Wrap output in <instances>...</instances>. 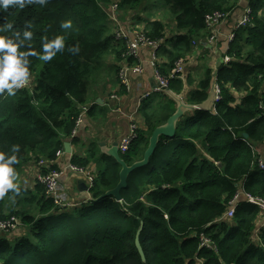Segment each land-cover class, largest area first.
I'll list each match as a JSON object with an SVG mask.
<instances>
[{"label": "trees", "instance_id": "trees-1", "mask_svg": "<svg viewBox=\"0 0 264 264\" xmlns=\"http://www.w3.org/2000/svg\"><path fill=\"white\" fill-rule=\"evenodd\" d=\"M145 1L48 0L45 5L0 9V27L13 25L0 35H22L30 21L34 35L25 44L38 54L45 37H65V49L51 61L29 57L28 85L14 96L0 93V146H20L17 173L31 153L43 148L48 159L55 158L75 129L106 56L114 52L118 61L127 58V41L114 32L111 12L126 14L132 30L162 41L159 50L163 48L166 61L158 71L170 86L177 63L187 62L195 43L206 39V16L231 13L241 0H165L174 27L158 14H149L147 5L141 15ZM248 1L250 19L234 30L227 51L231 60L216 74L220 91L215 111L200 109L196 118L177 125L174 138L161 136L149 164L129 174L122 201L112 196L99 199L120 181L121 164L106 154L105 168L91 187L93 199L79 206L55 207L39 181L34 189L22 187L16 201L7 205L10 191L0 199V223L16 217L24 232H0V264H264V217L259 207L241 200L234 216H225L240 187L264 197V168L259 165L264 144V0ZM103 5H108L107 11ZM69 20L72 27L63 29L61 24ZM75 45L80 51L73 54L68 48ZM213 78L207 68L201 89L190 94L193 103L208 98ZM144 101L145 127L138 128L129 149L121 153L129 165L143 159L154 129L172 114L165 103ZM98 153L91 148L85 158L72 160L87 166ZM142 224L145 261L135 244ZM205 239L211 245L204 244Z\"/></svg>", "mask_w": 264, "mask_h": 264}, {"label": "crops", "instance_id": "crops-1", "mask_svg": "<svg viewBox=\"0 0 264 264\" xmlns=\"http://www.w3.org/2000/svg\"><path fill=\"white\" fill-rule=\"evenodd\" d=\"M248 6V0H241L239 6L220 23L215 44L208 46L205 38L199 39L195 43L196 48L193 53L185 62L182 77H176L173 83L171 82L172 84L170 83V86L165 89H156L160 83L156 69L166 61L163 48L158 49L155 57L151 46L141 45L137 54L131 56L134 58L132 61L129 59L131 57L118 61L114 52L106 56L102 74L90 90L89 100L85 104L88 112L81 125L77 127L75 135L65 139V141H71L72 151L68 153L64 147L65 153L51 165L52 167L56 165L58 169L63 170L61 191L68 201L81 205L93 199L92 183L94 185L95 179L105 168L102 154L109 155L108 151L114 147V144L116 142L120 144L130 132L132 122H135L138 127H145L143 111L145 99L154 104L165 103L168 111H172L171 115L178 110L179 100L182 101L186 107L183 109V115L176 122V128L185 120L196 118L200 109L215 111L216 74L220 65L225 63L224 57L227 55L230 42L229 36L243 19ZM120 13L118 18L121 25L128 34L132 35L131 21L126 14L123 16ZM172 26L174 27V24ZM124 67L128 68L129 89L124 86L120 76V70ZM137 67L140 70H136ZM207 68L212 70L214 76L208 90L209 96L202 104L193 103L190 100V94L201 89V81L205 78ZM114 95L117 97L115 98ZM198 145L203 153L207 154L203 142ZM91 148H96L99 151L96 159L91 160L87 166L73 163L74 157L85 158ZM260 150L261 159L264 160V144L260 146ZM35 153H31V158H28V161L20 167L17 173V182L21 188L34 189L42 170L40 160L48 161V150L43 148ZM19 230L22 231L23 227Z\"/></svg>", "mask_w": 264, "mask_h": 264}, {"label": "built area", "instance_id": "built-area-1", "mask_svg": "<svg viewBox=\"0 0 264 264\" xmlns=\"http://www.w3.org/2000/svg\"><path fill=\"white\" fill-rule=\"evenodd\" d=\"M251 14H252V9H251V7L248 6L246 9L244 17L239 22L238 26L246 24L249 21ZM229 15H230V12L218 11L216 13L209 14L206 16L205 24H206V28L208 30V35L206 37V41H207L206 44L208 46H212L213 44H215V42L217 40L218 26ZM111 17H112L111 19L114 22L115 27H116L115 32L117 33V36L119 38H123L127 41L128 52H127V58L126 59H128L129 57H131L133 55H136L137 51L141 45L151 46L154 50V54L156 57V53H157L158 49L161 47L162 41H160V40L151 41V40L147 39L145 37V35L141 34L140 32H138L136 30H131L132 35L128 34L126 32V30L123 28V26L121 25V22L117 16L116 10L114 11V13L111 12ZM233 38H234V32L229 36L230 40H232ZM230 60H231L230 56L226 55L224 57L225 63L229 62ZM127 70H128L127 67H124L123 69L121 68L120 76H121V80H123L124 86H126V88L129 89V80L127 78L128 77L127 76ZM136 70H140V68L137 67ZM184 70H185V62L184 61L178 62L176 69H175L176 74L173 75L172 77H182ZM156 74L160 79L159 86L156 89L161 90V89L167 88L169 86V79L162 77L159 74L158 68L156 69ZM219 91L220 90H219V87L217 85L216 99L219 98ZM146 95L148 96L149 94L147 93ZM114 97L116 98L117 95H114ZM117 110H120V108H117ZM86 111H87V107H83V111L81 112L80 116L77 119L76 127H75L73 133L71 134L72 137L75 135L77 127L79 125H81V123L84 119V116L86 114ZM131 120L133 121V118ZM138 128L139 127L137 126V124L135 122L131 123L130 132L123 138V140L119 144V149H120L121 153H124L129 149L131 143L133 142V140L137 136ZM64 153H65L64 148L59 149L56 153L55 158L48 159V161H45L43 159L40 160V165H41L42 170L38 176V181L44 185L46 196L53 200L55 207H58L60 209H70V208L78 206L79 204L72 202V201H68L67 198L65 197V195L61 191L62 190L61 189V177L63 175V170L58 169V168H53L51 166L52 163L57 161V159ZM259 165L261 168H264V160L263 159H261L259 161ZM92 186H93V183H92ZM241 200H245L247 202H250V203L257 205L259 207V209L261 210V213L264 217V197L255 196V195H252L249 193H245L242 188L229 201V208L225 214L226 217L231 218L232 216H234L236 206H237L238 202ZM19 225H20V222H19L18 218L12 217L11 219L0 223V230L15 231L14 229H18ZM203 243L206 245H211L210 241L208 239H205Z\"/></svg>", "mask_w": 264, "mask_h": 264}, {"label": "clouds", "instance_id": "clouds-1", "mask_svg": "<svg viewBox=\"0 0 264 264\" xmlns=\"http://www.w3.org/2000/svg\"><path fill=\"white\" fill-rule=\"evenodd\" d=\"M48 0H0V9L7 11L10 8H24L27 4L45 5ZM108 9V8H107ZM106 9V11H107ZM114 32L116 27L111 21ZM32 24L30 21L25 23V30L22 35L20 32H12L11 36L0 35V93L7 92V95L14 96L16 91L29 84L30 80V59L36 56L39 60L47 63L51 61L57 53L65 49V37L63 35L55 36L48 40L47 37L42 42V54L31 50V44H25L33 39V32L30 30ZM63 29H70L72 21H65L61 24ZM11 23L0 27V32L12 30ZM116 33V32H115ZM27 47L29 50L22 51ZM68 51L76 54L80 51L79 45L68 48ZM87 107L86 105L82 106ZM81 111V112H82ZM88 112V108L86 113ZM81 114V113H80ZM20 151L19 145H12L10 149L4 150L0 146V199H3L10 191L13 197L21 194L22 188L18 181V175L15 165L18 163L17 153Z\"/></svg>", "mask_w": 264, "mask_h": 264}, {"label": "water", "instance_id": "water-1", "mask_svg": "<svg viewBox=\"0 0 264 264\" xmlns=\"http://www.w3.org/2000/svg\"><path fill=\"white\" fill-rule=\"evenodd\" d=\"M179 102H180V104H179L178 110L176 111V113H174L173 115H171L169 117L167 123L164 125H160L154 129V131L150 137V140H149V145H148V147L144 153L143 159L136 161L135 163H133L131 165L127 164L121 156V151L119 149V143L118 142H116L114 144V147L108 151L109 155L114 157L122 166L121 171H120V181L118 182V184L114 188L107 190L103 195H101L99 197V199H101L103 197L112 196L117 201H122L123 197H122L121 192L124 188H126L128 186L129 174L132 171H134L135 169L146 166L149 164L151 157L153 156V154L155 153V151L158 147L161 136H166L169 138L175 137L176 132H177L176 122L179 119V117L181 115H183V109H184V107H186V105L184 103H182V101L179 100ZM243 137L248 138V134L244 133ZM64 147H65V150L68 153H70L72 151L71 141H65ZM142 228H143V224L140 226V228L137 231L135 244H136V247L140 253L142 260L145 261L146 255H145V251L143 249V246H142L141 240H140V234H141Z\"/></svg>", "mask_w": 264, "mask_h": 264}, {"label": "rangeland", "instance_id": "rangeland-1", "mask_svg": "<svg viewBox=\"0 0 264 264\" xmlns=\"http://www.w3.org/2000/svg\"><path fill=\"white\" fill-rule=\"evenodd\" d=\"M145 2H146L145 5L142 6L143 10H142L141 15L143 13L147 12V7H148L149 8V12H148L149 14H152V15L153 14H158V16L161 19H163L164 21L166 20L165 21L166 23L171 22V25H172L173 17H172V15L170 13V10L168 9V6L166 5L165 0H146ZM146 5H147V7H146ZM103 7L106 10L108 8V5L107 6L103 5ZM146 15L147 14H144V16H145L144 18H147ZM153 18H155V16ZM42 65H43V62H42ZM94 83H95V81L91 82L90 90L94 86ZM16 198H17V196H15V197L8 196V197H6L5 201H7V205H9L12 202H14V200L16 201ZM25 200H27L26 197H21V199H20V201H23V202ZM14 230L15 231H4V230H1L0 232H6V233H8V232H12V233L17 232V233H20V234H22L24 232V231H21L19 229H14Z\"/></svg>", "mask_w": 264, "mask_h": 264}]
</instances>
